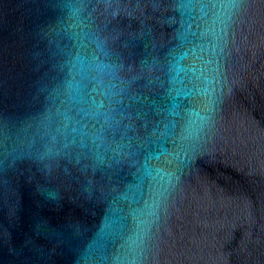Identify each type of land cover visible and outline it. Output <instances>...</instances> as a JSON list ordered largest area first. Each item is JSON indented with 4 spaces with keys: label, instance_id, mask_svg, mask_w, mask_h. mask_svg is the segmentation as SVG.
I'll return each mask as SVG.
<instances>
[{
    "label": "water",
    "instance_id": "1",
    "mask_svg": "<svg viewBox=\"0 0 264 264\" xmlns=\"http://www.w3.org/2000/svg\"><path fill=\"white\" fill-rule=\"evenodd\" d=\"M0 264H264V0H0Z\"/></svg>",
    "mask_w": 264,
    "mask_h": 264
}]
</instances>
